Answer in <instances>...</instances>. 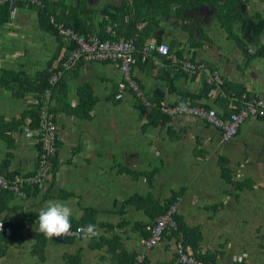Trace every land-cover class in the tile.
<instances>
[{
  "label": "crops",
  "instance_id": "1",
  "mask_svg": "<svg viewBox=\"0 0 264 264\" xmlns=\"http://www.w3.org/2000/svg\"><path fill=\"white\" fill-rule=\"evenodd\" d=\"M42 1L64 25L76 3ZM165 1L81 0L82 30L129 39L141 49L170 47L169 57L156 50L135 55L133 78L153 103L200 106L224 116L246 97L264 98V29L247 31L264 24V1L210 0L222 12L205 3H174L166 10ZM5 7L0 170L9 180L36 175L40 151L31 114L40 99L49 98L58 151L51 175L36 192L31 187L26 197L0 193V222L26 216L29 223L53 200L73 209L72 224H95L101 235L50 240L36 235L31 222L13 238L0 230V264H135L140 254L141 264H181L172 233L150 250L143 245L177 197V221L199 231L198 254L206 262L264 264V119L246 120L225 142L218 128L192 115L157 114L126 87L116 63L66 64L71 43L47 24L40 7ZM182 61L200 68L182 69ZM45 71L59 81L54 94L33 90L42 86ZM213 84L200 96L204 85Z\"/></svg>",
  "mask_w": 264,
  "mask_h": 264
},
{
  "label": "built area",
  "instance_id": "2",
  "mask_svg": "<svg viewBox=\"0 0 264 264\" xmlns=\"http://www.w3.org/2000/svg\"><path fill=\"white\" fill-rule=\"evenodd\" d=\"M264 1V0H252ZM33 5L43 7L42 0H0V8L8 6L11 12H16L21 5ZM51 24L57 30L58 34L71 44H76L75 48L71 51L66 64L73 63L77 60L84 62H112L116 63L123 75V83L128 87L136 96V98L147 107H156L164 115H192L213 127H216L221 132L223 141L228 142L233 139L239 132L243 123L250 118L264 119V98L256 97L242 105L230 116L225 117L216 113L214 110L186 105V109H182L180 105L168 104L161 102L160 104L150 101L144 90L141 88L139 82L133 78L132 67L136 63L135 54L138 51L136 44L129 40H102L99 36L80 35L72 28L66 27L64 24L58 23L51 17ZM156 50L160 54L169 57L170 47L161 43L156 46H149L143 49V54ZM145 57L143 56V59ZM182 69L188 71H195L200 68L198 65L191 61H182L180 63ZM57 77L51 79V83H55ZM221 83V82H220ZM39 127L36 130L38 135V143L41 146L39 152V167L37 173L32 178H16L14 180L6 179L0 172V191L11 192L15 195L26 197V186L31 187L44 184L49 178L53 169V162L57 156V125L53 119L52 114L48 111L47 106H44L40 113ZM32 135V131L28 132ZM182 202L180 197L169 206V208L161 214L154 222L150 235L143 240V245L146 250L159 245L163 240L166 233H172L175 237V250L178 261L181 264H210L204 260L196 258L185 247V234L181 230L180 225L176 219L178 214L179 204ZM1 223V222H0ZM32 229L35 233L43 235L38 230V218L33 219ZM83 226H77L71 229L70 233L65 236L58 237L57 239H86L79 231ZM9 232V229L7 230ZM145 255L140 254L137 257L135 264H141Z\"/></svg>",
  "mask_w": 264,
  "mask_h": 264
},
{
  "label": "trees",
  "instance_id": "3",
  "mask_svg": "<svg viewBox=\"0 0 264 264\" xmlns=\"http://www.w3.org/2000/svg\"><path fill=\"white\" fill-rule=\"evenodd\" d=\"M177 1L178 0H166L164 2L166 10L171 9L172 8V5L174 3H176ZM181 3L183 5H185V6L186 5L187 6L196 5L197 3H200V4H204V3L205 4H213V6H216L217 9L220 12H222V10L220 9L219 5H217V2L210 3V0H184V1L181 0ZM81 6H82L81 0H76V3L74 4V10L70 11L71 14L69 16V20H68V22H67V24L65 26L66 27H69V28H72L74 31H76L80 35H84V36L91 35L88 32L82 30V27L84 28L85 24H84L83 17H82V10L80 8ZM125 7H127V5H125ZM5 9L8 10V6H6ZM39 9L41 11V15H43V16L46 15V18L44 20L47 22V24L50 25V27L53 28L57 32V30L53 27V25L50 22L51 16H50L47 8L40 7ZM108 13H109L110 17H112V19L114 21H117V18H113L111 12H108ZM258 25H259V28H257V29L256 28H247V31H250V33H253V34L260 33L264 29V24H258ZM100 38L102 40H105L108 37L106 35H102V36H100ZM110 40H112V39H110ZM113 40H116V39H113ZM125 40H129V39H125ZM135 44H136V46L138 45L137 43H135ZM75 46H76L75 43L74 44H71V48H70L71 51L75 48ZM138 51L137 52L140 54V57H141V53L143 54L144 51L141 48H138ZM135 55H137V54H135ZM52 76H53L52 73L49 72V71H45L42 74H40V79L43 80L42 86L39 87L38 89L33 88V90L37 91V93L40 92L41 95L45 94V92H47V91L51 92V94H54V89L57 86V84H58L59 81H56L55 83L52 84L50 82V79H51ZM212 88H214V84L212 86L204 85L203 89L201 90L200 96H207L208 93L211 91ZM222 88H224V86H222ZM243 92H244V89L241 90L240 96H241V94ZM200 96H198V97H200ZM249 100L250 99L246 97L245 100H244V102H247ZM157 101H160V100H157ZM48 102H49V98L48 99L47 98L40 99V102L38 103V105L36 106V108L34 109V111L32 112L31 115H32V123H33L32 126L33 127H36V128L39 127L38 124H39V118H40L41 110H42V108L44 106H46V103H48ZM139 104H141V103L139 102ZM237 109H235L233 111H230L229 113H225L224 116H226V117L230 116V114L232 112L236 111ZM153 111H156L157 114L162 115L161 112H160V110H153ZM38 149L40 151V149H41L40 144H38ZM6 164L7 163L5 162L4 165L6 166ZM53 164H54V162H53ZM223 165L224 164H222V166ZM0 172L2 173V170H0ZM224 172H226V168H224ZM34 187L36 188L34 192H36L38 190V186H34ZM30 188H31L30 185L26 186V192H28L30 190ZM2 192H7V191H0V193H2ZM174 201L175 200H173L171 202V204ZM176 219H177V216H176ZM32 221L33 220L30 221L31 224H32ZM29 223H28L27 217L26 216H22V217H20V219H17V221H15L14 219H11L8 222L7 221L3 222V225L4 226H7L8 228H2L0 230L2 232H4L5 235H7V230L9 229V232H10L9 236L11 235V232H12V238H13V237H15V235L19 234V232L21 231V228H23L25 226H29ZM77 226H79V225L72 224V228L77 227ZM180 228H181V230L185 234V247H186V249H190L191 251H189V250L188 251L191 252L196 258L206 261L207 259L204 256L198 254V251H199V243H200V240H201V235H200L199 231L197 229L182 228L181 226H180ZM2 232H0V235H4V233H2ZM35 234L36 235H39L41 237H44V235H40V234H37V233H35ZM8 239H10V238H8ZM65 240H73V239H65ZM1 241H2V238L0 236V255H1V243H2Z\"/></svg>",
  "mask_w": 264,
  "mask_h": 264
},
{
  "label": "clouds",
  "instance_id": "4",
  "mask_svg": "<svg viewBox=\"0 0 264 264\" xmlns=\"http://www.w3.org/2000/svg\"><path fill=\"white\" fill-rule=\"evenodd\" d=\"M180 107L186 109V105L181 103ZM73 209L66 203L49 200L46 205L40 209L38 214V230L48 239L58 238L68 235L72 229ZM3 223H0V229ZM88 240L99 238L101 232L95 224H88L79 229Z\"/></svg>",
  "mask_w": 264,
  "mask_h": 264
},
{
  "label": "rangeland",
  "instance_id": "5",
  "mask_svg": "<svg viewBox=\"0 0 264 264\" xmlns=\"http://www.w3.org/2000/svg\"><path fill=\"white\" fill-rule=\"evenodd\" d=\"M182 1H184V0H182ZM176 3L179 4V5H182L181 0H178Z\"/></svg>",
  "mask_w": 264,
  "mask_h": 264
}]
</instances>
